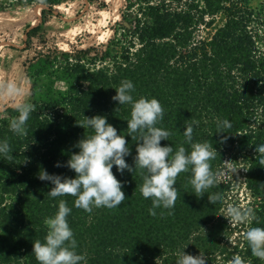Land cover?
I'll return each mask as SVG.
<instances>
[{
	"label": "trees",
	"instance_id": "obj_1",
	"mask_svg": "<svg viewBox=\"0 0 264 264\" xmlns=\"http://www.w3.org/2000/svg\"><path fill=\"white\" fill-rule=\"evenodd\" d=\"M64 1L0 0V11L14 4L40 3L47 7L41 14H51V7L61 11L59 4ZM125 1L122 23L100 55L88 57L79 51L72 58L56 54L28 64L29 91L19 95V101L34 105L26 136L9 130V120L18 115L14 107L0 112V139H8L11 148V159L0 158V229L4 233L0 264H38L32 241L46 235L44 218L57 210L59 199L71 208L67 220L77 252L86 255L87 264H175L185 248L189 255H204L208 264H230L234 254L250 264H264L251 255L243 238L248 223L241 225L242 235L234 242L227 238L230 227L220 216L228 196L227 181L217 179L211 193L201 199L189 183L190 173L181 172L176 178L174 208H158L152 216L151 199L139 191L138 169L121 174L114 166L126 200L119 207H94L92 212L75 207L71 195L49 197L50 182L37 178L40 167L49 173L75 175L66 166L54 165L78 151L72 145L90 133L77 124L82 114L106 115L118 133L127 134L130 106L117 107L111 87L128 79L134 84L135 98L155 97L162 105L164 115L157 126L171 135L161 145L171 144L175 150L183 144L189 149L183 129L195 121L193 140L212 144L214 172L219 175L224 169L225 157L241 165L245 188L253 199L246 207L253 208L256 216L251 226L264 227V163L255 153V145L264 143V4L253 6L252 0ZM36 31L38 27L30 33ZM12 105L10 99L2 108ZM217 118H230L233 131L216 133ZM218 137L230 139L222 143ZM125 139L131 149L125 159L132 165L137 142L127 135ZM212 194H221L223 201L209 204Z\"/></svg>",
	"mask_w": 264,
	"mask_h": 264
},
{
	"label": "clouds",
	"instance_id": "obj_2",
	"mask_svg": "<svg viewBox=\"0 0 264 264\" xmlns=\"http://www.w3.org/2000/svg\"><path fill=\"white\" fill-rule=\"evenodd\" d=\"M115 94L111 97L117 102V107L130 106V118L126 120L127 136L136 141L133 164L126 162L125 157L131 154L130 145L125 136L118 133L116 127L108 123L106 115L95 114L91 117L83 115V120L77 123L80 127L90 129L88 135H82L72 145L78 151L68 153V158L63 163L56 162L54 166H66L71 169L74 176L49 173L43 167L37 172V178L48 181L51 187L47 195L52 198L71 195L73 205L86 212L93 208H116L126 200L123 182L117 179L112 169L123 174L125 170L133 173L139 170L142 183L139 191L146 199H151L148 209L152 216L157 215V209L171 210L175 206L178 189L176 178L181 172H189V183L201 199L217 184L218 174L213 171L212 161L216 153L209 142L193 140V123L187 124L183 129L186 149L183 144L174 150L171 144L161 145V141H168L170 131L157 126L163 119L164 109L155 97L140 96L135 98L134 84L131 80L124 79L119 85L111 87ZM8 96L20 95V90L14 83L6 85ZM116 107V108H117ZM18 113L9 120V130L18 136H26L27 121L34 110V105L27 101L14 104ZM264 123V121H261ZM234 124L231 119L220 121L217 118V132L233 131ZM222 143H227L228 138L218 137ZM255 153L264 163V143L255 145ZM11 159V148L8 139H0V158ZM34 198V197H33ZM223 201L221 194H212L209 204L217 205ZM71 208L65 199L57 201V210L44 218L46 235L43 239L32 241V254L38 264H87L86 255L77 252V241L70 227L67 216ZM228 221L233 223H248L250 226L243 234L251 255L264 261V227L251 226L256 218L251 207H241L229 204L225 208ZM161 215L164 213L161 212ZM0 229V235H3ZM186 249V248H185ZM183 249L177 256L175 264H208L204 255L199 257L189 255ZM230 264H250V261L239 254H234Z\"/></svg>",
	"mask_w": 264,
	"mask_h": 264
},
{
	"label": "rangeland",
	"instance_id": "obj_3",
	"mask_svg": "<svg viewBox=\"0 0 264 264\" xmlns=\"http://www.w3.org/2000/svg\"><path fill=\"white\" fill-rule=\"evenodd\" d=\"M261 3L264 4V0H252L251 4L257 6ZM125 4V0H67L59 4L61 11L52 6L51 14L42 15L40 3L14 4L0 11V112L14 107L2 108L10 99L14 104L19 102V95L6 94L5 87L9 80L20 93L26 89L29 91L26 70L33 59L56 54L58 58H63L61 54L64 53L72 58L79 51L88 57L100 55L117 25L122 23ZM34 27H38V31L31 34ZM86 41L87 47H83ZM96 65H100L99 62ZM217 179L219 182L227 181L229 185L220 216L230 227L227 238L232 243L237 236L242 235L244 227L241 225L244 222L237 224L228 221L224 217L225 208L229 204L246 207L253 199L245 188L243 170L239 163L225 157L224 169Z\"/></svg>",
	"mask_w": 264,
	"mask_h": 264
},
{
	"label": "water",
	"instance_id": "obj_4",
	"mask_svg": "<svg viewBox=\"0 0 264 264\" xmlns=\"http://www.w3.org/2000/svg\"><path fill=\"white\" fill-rule=\"evenodd\" d=\"M40 7L43 8V9H44V8H47L46 6H44V5H42V4H40Z\"/></svg>",
	"mask_w": 264,
	"mask_h": 264
}]
</instances>
